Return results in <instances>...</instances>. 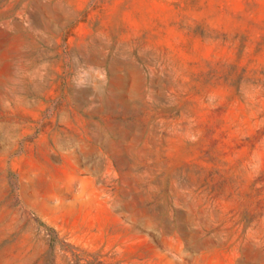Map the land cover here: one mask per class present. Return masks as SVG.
I'll list each match as a JSON object with an SVG mask.
<instances>
[{
  "label": "rangeland",
  "instance_id": "374dc122",
  "mask_svg": "<svg viewBox=\"0 0 264 264\" xmlns=\"http://www.w3.org/2000/svg\"><path fill=\"white\" fill-rule=\"evenodd\" d=\"M0 264H264V0H0Z\"/></svg>",
  "mask_w": 264,
  "mask_h": 264
}]
</instances>
